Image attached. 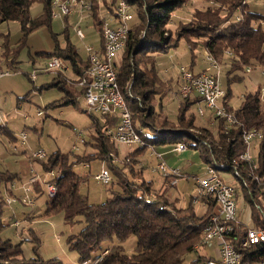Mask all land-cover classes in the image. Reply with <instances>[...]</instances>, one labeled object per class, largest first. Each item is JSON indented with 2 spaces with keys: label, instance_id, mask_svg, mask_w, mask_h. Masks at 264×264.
<instances>
[{
  "label": "trees",
  "instance_id": "trees-1",
  "mask_svg": "<svg viewBox=\"0 0 264 264\" xmlns=\"http://www.w3.org/2000/svg\"><path fill=\"white\" fill-rule=\"evenodd\" d=\"M88 1L93 5L92 25L98 30L99 35L103 24L99 12L101 5L113 15L120 1H125L134 10V20L125 49L117 63V77L120 90L132 112L134 125L144 130V133L141 134L143 146L128 153L127 157L120 161L121 165H118L116 164L120 155L116 146L118 144L114 143L107 133V129H114L117 126L118 118L104 116L102 123L97 120L94 122L95 133L90 136V142L94 146L93 153L77 156L74 162L68 159L69 156H62L59 153L41 161L48 173L54 171L59 174L57 179H53L58 187V193L50 198L44 212L45 216H61L63 225L72 227L82 224L78 235L66 237V245L69 251L77 255L78 264H186L185 257L192 253L197 254V257L189 264H202L211 259L212 256L200 254V250H205L201 245L215 203L206 200L207 211L203 215H198L194 210L193 201H190L188 206L181 207L178 198L174 199L166 193L165 188L171 184V179L161 176L159 181L162 187L159 188L144 176V164L135 167L140 165L138 163L143 159L142 154L146 150L149 148L154 150L155 146L159 145L173 147L178 143H185L188 150L199 151L207 166L216 163L221 166L223 173L234 176L239 182L240 192L237 198L238 201L241 200L245 209L244 214L243 210L241 211L243 222L234 227L237 237L241 240L245 238L247 233L245 224L250 222L255 228L263 229L264 86L257 84L256 91L242 96L238 107L232 105V85L244 81L241 74H246L245 69L247 67L264 69V17L250 10L248 5L252 0H205L208 5L196 9L191 20L179 28L175 37L168 35L169 31L166 28L174 13L191 5L193 0ZM37 2L42 4L43 12L37 19H33L29 13ZM51 12V0H0V26L18 22L24 36L16 49L10 48L8 37L4 40L2 55L7 57L3 63L4 67L15 72L19 69L17 58L25 45L24 40L40 28L51 29L53 20ZM136 19H139L137 24ZM141 31L146 32L143 40L140 36ZM68 32L67 27L66 33ZM66 39L64 47L57 43L54 52L46 57L48 60L56 56L63 58L74 75L75 82H78L85 78L89 61L80 56L69 37ZM181 40H185L187 45L193 43L200 47H196L194 52L208 51L220 69L229 68L226 72L227 89L224 105L234 114L236 124L229 125L225 120L210 114L206 125L199 124L195 114H187L194 104L201 102V98L196 95L179 100L180 108L176 121L165 114L164 119L157 121L156 114L162 111L164 106L160 104L158 108L156 98L165 97L172 89V80L162 79L158 75L157 57L176 49ZM190 51L193 54V50ZM227 52H232L234 56H228ZM59 84L56 85L60 86ZM60 89L70 94L67 103L76 102L77 97L68 92L66 86L62 85ZM78 89L83 96V89L79 87ZM205 116L206 114L200 117ZM250 130L263 135L262 140L256 142L252 150L256 169L251 164L246 165L239 160L246 151L244 133ZM93 137L96 142L92 140ZM85 143L87 144L86 141ZM98 159L104 164L108 163L115 177L106 185L108 198L102 203L94 204L81 190L83 185L89 183L91 172L79 175L74 172L73 166L84 163L91 169V163L98 162ZM234 161L239 163L234 165ZM16 177L8 172H0V187L4 184V188L8 189L11 179L15 180ZM93 177L95 178V175ZM43 194V186L36 185L35 197ZM4 200L5 196L0 188V264H48L39 256L35 259H25L22 243L14 244L1 236V233L10 226L5 220L4 213L8 204ZM25 220H30V217ZM23 230L24 228L20 229L21 235ZM31 233L30 240L35 244L34 249L37 251L40 241L33 231ZM131 237L137 239V245L134 251L128 254L122 248ZM106 245L110 246L105 248ZM234 245L239 249L238 242ZM105 252L107 253L104 255ZM242 258V264H256L263 260L264 243L244 251Z\"/></svg>",
  "mask_w": 264,
  "mask_h": 264
},
{
  "label": "rangeland",
  "instance_id": "rangeland-1",
  "mask_svg": "<svg viewBox=\"0 0 264 264\" xmlns=\"http://www.w3.org/2000/svg\"><path fill=\"white\" fill-rule=\"evenodd\" d=\"M207 5L208 2L205 0H193V3L188 7L185 6L176 11L166 28L169 31L168 35L175 37L179 28L191 20L195 10L204 8ZM248 6L252 12L264 17V0H252ZM42 12L43 6L37 2L32 6L29 14L31 18L37 19L42 15ZM99 12L100 16L107 19L108 25L113 22V14L103 7V5H101ZM78 18L79 20L74 16H70L67 17L66 21V18L55 19L52 20L51 29L43 27L29 34L24 40L25 45L18 53L19 69L16 72L11 68L3 66L7 57L2 54L4 40L7 37V42L10 44L11 49H16L18 44L24 39L20 24L18 22H11L0 26V47L2 48L0 69L9 72L8 75L0 77V112L2 114V123L0 124V172H8L12 176H17L15 180L11 179L8 184L9 187H7L8 189L4 188V184L0 187L5 198L14 197L21 199L24 197L23 185L28 182L32 173L38 175L42 180L50 179V173L44 170L42 162L30 158V153L43 149L48 157L59 153L62 156H69L68 159L74 162L77 156L88 155L94 151V146L90 142V136L95 133L94 122L97 120L99 123H102L103 117L96 112H91L89 107L85 105L84 98L77 87V82H75L71 70L68 69L58 73L44 71L49 61L46 55L54 52L57 43L60 47H64L67 37H69L72 43L76 42L78 44V46L73 45L78 50L77 52H79L80 56L84 60L88 58V53L85 51L83 44L91 43L92 38L96 36L93 33H91L92 35L86 33L87 37L85 41L80 42L75 39L74 29L80 23H82L79 25L82 29L94 23L91 18L84 19L83 21L80 20V17ZM138 22L139 19H136L135 23L137 24ZM67 27L69 30L68 34L66 33ZM140 34L141 40H143L146 32L141 31ZM93 45L96 48L98 47L97 43ZM196 47L193 43L187 45L185 40H181L176 49H172L166 54L158 55L156 61L159 69L158 75L162 79L172 80V89L165 97L156 98L157 107L159 108L160 104L164 106L162 111L156 114L157 121L164 119L165 115H168L171 120L176 121L180 108L179 100H181L178 82V73L181 67L191 71L193 74L213 71L210 62L205 60L204 52L202 50L194 52ZM190 50H193V54H191ZM124 59L125 56L123 55V62ZM228 70L229 68L224 67L219 72L220 86L224 90L227 89L226 72ZM262 70L260 67L253 68L250 74H241L244 76V81L232 85V105L234 107L239 106L242 96L256 91L257 84H260L262 87L264 86ZM32 75H37L35 81H31ZM57 83H60V86H66L68 92L77 97L75 103H67L70 94L60 89V86L56 85ZM262 98L264 101V92ZM198 106L199 104H194L187 114H195L197 122L205 124L209 118V114L201 118L197 114ZM200 106L205 107L204 104H200ZM39 112L42 113L41 116L38 115ZM145 132L147 133V130ZM21 133L27 135L24 147L22 145ZM83 140L84 143L81 144ZM92 140L96 142L94 137ZM75 145L79 148L76 152L73 151ZM116 146L119 148L120 153L119 159L116 161L118 165H121L120 161L125 159L128 153L137 148L125 145ZM163 146H155V150L163 152ZM169 151L167 150V154H164V161H166L167 166L170 168H180L182 175L175 180L176 184L172 185V181L170 180L171 184L167 185L165 191L170 197L179 199V206L186 207L190 201H193V197L196 196V186L193 179L204 176L207 164L198 150L189 149L183 153L173 151L168 153ZM152 152V148L146 150L142 154L143 159L138 163L140 165H135V167H140L142 166L141 164H144V176L161 188L162 184L159 180H161L160 177L163 175L155 171V167L159 161L156 156L151 155ZM97 161L91 163V169H89L88 164L84 163V165L76 164L73 166L74 172L79 175L91 172L89 183L83 185L81 190L88 196L87 198H89L90 202L94 204L102 203L108 198V187L99 184L93 176L100 173L101 169L106 168V170L111 172L112 178L115 177L108 163L104 164L100 159ZM226 179L230 184L239 187V182L234 177H227ZM31 197L33 198V205H23L20 202L8 205L4 214L6 223L10 226L1 233V236L11 240L14 244L22 243V253L25 259H35L39 256L48 264H78L77 255L69 251L66 245V237L78 235L82 229V224L72 227L63 225L64 221L61 216H45L44 212L50 201L45 188L42 196L36 198L35 195L31 194ZM242 204L241 200H239V212L243 210L244 214L245 209ZM193 207L196 214L203 215L204 210L200 204H194ZM28 216L30 220H25ZM15 221H20V226L13 227ZM22 228L24 230L21 235L20 229L22 230ZM32 231L40 241L37 251L34 249L35 244L30 240ZM136 245L137 239L131 237L123 244L122 249L124 252L130 254L134 251ZM109 246L106 245L105 248ZM200 254H207V256L215 255V246L207 250H200ZM196 257L197 254L195 253L187 255L184 259L185 263L189 264L195 261Z\"/></svg>",
  "mask_w": 264,
  "mask_h": 264
},
{
  "label": "built area",
  "instance_id": "built-area-1",
  "mask_svg": "<svg viewBox=\"0 0 264 264\" xmlns=\"http://www.w3.org/2000/svg\"><path fill=\"white\" fill-rule=\"evenodd\" d=\"M52 2V19L67 18L78 14L80 20L92 19L93 5L88 0H51ZM125 1H120L116 7L115 15H113V22L108 25L107 19L100 16L103 21L102 30L100 34V48H95L91 43H84L83 47L88 53L89 68L85 78H81L76 84L77 87L83 89V98L85 105L89 107L91 112H96L101 117L115 116L118 118L117 126L114 129H107L114 143L118 145H125L127 147H142L143 140L141 134L144 130L136 128L133 122L132 112L126 103V100L120 90L118 84V64L122 56L123 49L128 39V35L134 20V10ZM86 19V20H87ZM76 39L78 41H85L86 33L84 29L76 27ZM77 46V45H76ZM1 51V47H0ZM205 60L210 62L213 71L201 72L193 74L191 71L180 68L178 73L179 82V96L187 98L193 95L200 97V104L198 112L200 116L210 113L211 116L225 120L227 124L233 125L237 120L233 113L229 112L224 105V98L226 91L220 86V67L217 65L209 54L204 51ZM227 55L233 57L232 52H227ZM68 64L61 57L51 58L45 72L58 73L65 70H70ZM257 68V67H256ZM261 68V67H260ZM252 67H247L244 72L250 74ZM263 69V68H261ZM8 71L0 70V77L8 75ZM74 77V75L72 74ZM264 76V69L262 70ZM37 75H32L31 81H35ZM264 92V89H263ZM42 115L41 112L38 113ZM2 114L0 112V124ZM21 140L23 147L26 145L27 135L21 133ZM262 133L250 130L244 133L243 139L246 145V151L240 156L242 163L251 164L254 169L257 168L253 158L254 144L262 140ZM84 143V140L81 144ZM79 148L75 145L73 151H78ZM188 150V145L185 143H178L172 147V151L176 153H183ZM154 151V150H153ZM30 158L38 161H45L48 155L43 149L30 153ZM159 163L155 167V171L161 173L163 176L171 179L172 185L176 184V179L182 175L180 168H170L163 160V156L157 154ZM239 161H234V165ZM221 166L214 163L208 165L205 169L203 177H196L193 179L196 186V196L193 197V203L200 204L203 207V214L207 211L205 201H213L215 203L212 216L209 218V224L203 237L202 245L205 250L215 246L216 254L212 255L211 259L202 264H242L243 253L250 250L253 246L264 243V228L257 229L252 223L245 224L246 236L244 239H239L236 234L235 225L242 223V214L239 212L238 201V187L227 182V177H234L223 173ZM101 172L95 175V180L99 184L109 185L112 177L109 170L103 168ZM50 179H41L38 175L32 173L28 182L23 185L25 196L21 199L14 197L5 198L4 201L8 205L20 202L23 205H33L32 195H35V187L41 184L45 188L47 196L53 198L58 193V187L53 179H57L59 174L54 171L49 172ZM238 176V173H236ZM236 179V178H235ZM262 197L264 200V189H262ZM261 211V208L258 207ZM262 212V211H261ZM264 218V213L262 212ZM20 221H15L13 227L20 226ZM240 245L236 248L235 243ZM107 252L104 253V255ZM256 264H264V259Z\"/></svg>",
  "mask_w": 264,
  "mask_h": 264
},
{
  "label": "crops",
  "instance_id": "crops-1",
  "mask_svg": "<svg viewBox=\"0 0 264 264\" xmlns=\"http://www.w3.org/2000/svg\"><path fill=\"white\" fill-rule=\"evenodd\" d=\"M77 20H79V15L78 14H75V15H73ZM87 19V18H86ZM84 20V19H83ZM82 20V21H83ZM82 23H80L79 25H81ZM75 26V29H76V27H80V26ZM85 29H84V31H85V33H88V35H92L91 33H93L96 37H93L92 38V42H93V44L94 43H97V48H100V46H101V42H100V35H99V32H98V30L95 28V26L94 25H92V24H90L89 26H86V27H84ZM75 29H74V32H75ZM90 33V34H89ZM86 37H87V34H86ZM85 37V38H86ZM77 38V37H76ZM75 38V39H76ZM78 40V39H77ZM92 42H91V45L92 46H94L93 44H92ZM90 43V42H89ZM73 44H75V45H77L78 46V44L75 42V43H73ZM95 48H96V46H94ZM96 48V49H97ZM200 73V72H199ZM200 106V105H199ZM198 106V107H199ZM207 114H210V113H208L207 112ZM163 148L164 149H162L163 150V152H157L156 150H155V148H154V151L152 152V154L151 155H153L154 157L156 156L157 157V154H160V155H162L163 156V160H165L164 159V154H167V150H170L168 153H170V152H172V147H167V146H163ZM155 154V155H154ZM158 159V158H157ZM159 161V160H158ZM166 162V161H165ZM172 167V166H171ZM173 168V167H172Z\"/></svg>",
  "mask_w": 264,
  "mask_h": 264
}]
</instances>
